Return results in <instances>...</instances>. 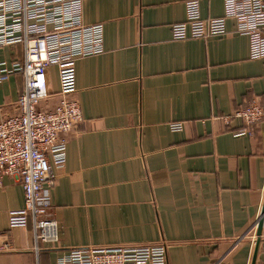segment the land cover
Instances as JSON below:
<instances>
[{
	"label": "crops",
	"instance_id": "1",
	"mask_svg": "<svg viewBox=\"0 0 264 264\" xmlns=\"http://www.w3.org/2000/svg\"><path fill=\"white\" fill-rule=\"evenodd\" d=\"M187 1L84 0V21L103 24L104 51L76 62L72 96L83 117L65 134L64 166L53 168L59 241H36L31 222L9 227L24 190L7 176L0 244L10 248L0 264H58L76 247L161 243L164 264H253L254 256L264 264V119L236 134L245 124L232 115L253 100L264 105V57H250L234 18L225 35L174 39ZM199 4L203 18L224 14L223 0ZM24 57L23 44L0 46V68ZM50 79L44 108L60 98L55 66ZM23 88L20 72L0 81V121L17 111Z\"/></svg>",
	"mask_w": 264,
	"mask_h": 264
},
{
	"label": "built area",
	"instance_id": "2",
	"mask_svg": "<svg viewBox=\"0 0 264 264\" xmlns=\"http://www.w3.org/2000/svg\"><path fill=\"white\" fill-rule=\"evenodd\" d=\"M224 14L203 18L199 0L186 2V20L172 25L173 38H207L229 31L226 20L234 18V32L249 36L250 57H264V0H223ZM84 0H0V46L23 44L25 57L7 66L1 63L0 81L20 72L24 88L17 111L0 121V187L7 176L18 180L24 190V206L10 210L9 227L33 225L36 241L46 247L59 241L58 223L51 213L53 168H62L67 159L65 134L82 120L76 90V62L104 51L103 24L86 23ZM57 68L59 101L44 108L52 92L50 69ZM48 104V103H47ZM233 116L245 126L236 132H253L264 119V105L258 100L236 109ZM230 116L225 117L229 120ZM172 130L183 128L173 122ZM45 247V246H44ZM10 248L4 241L0 250ZM39 248V245L36 246ZM164 243L140 246H86L72 248L58 264H164Z\"/></svg>",
	"mask_w": 264,
	"mask_h": 264
},
{
	"label": "water",
	"instance_id": "3",
	"mask_svg": "<svg viewBox=\"0 0 264 264\" xmlns=\"http://www.w3.org/2000/svg\"><path fill=\"white\" fill-rule=\"evenodd\" d=\"M263 215H264V206H263V209H262V216L258 220V229H257L258 236H260L261 235V232H262V225H263V221H264ZM254 263H255V256H254V260H253V264Z\"/></svg>",
	"mask_w": 264,
	"mask_h": 264
}]
</instances>
